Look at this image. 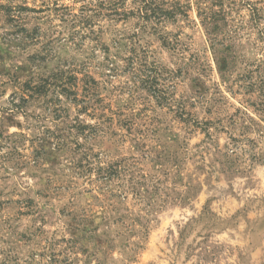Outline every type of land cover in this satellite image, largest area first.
I'll return each mask as SVG.
<instances>
[{
	"label": "rangeland",
	"instance_id": "1",
	"mask_svg": "<svg viewBox=\"0 0 264 264\" xmlns=\"http://www.w3.org/2000/svg\"><path fill=\"white\" fill-rule=\"evenodd\" d=\"M259 69L264 0H0V264H264Z\"/></svg>",
	"mask_w": 264,
	"mask_h": 264
},
{
	"label": "trees",
	"instance_id": "2",
	"mask_svg": "<svg viewBox=\"0 0 264 264\" xmlns=\"http://www.w3.org/2000/svg\"><path fill=\"white\" fill-rule=\"evenodd\" d=\"M179 11L174 8L173 10H162L160 11L158 17H154L156 20H171V19H175L179 13ZM148 18L145 16V19ZM263 72L262 75L264 76V70L261 71V69L254 71V73H260ZM61 95L67 97V98H71L70 95L74 94V93H70L71 91H69L68 88L66 87H62L61 86ZM32 90V94L34 95H39L40 94V90H41V86H36L34 88L31 89ZM246 92L248 94H255L257 93V97H258V101L252 102L249 101V105L251 107H253L255 109V111L260 114L261 116L264 117V77L259 78V84L258 87L255 88V85L252 83H247L246 84ZM31 92V91H30ZM109 177H112L111 175H109Z\"/></svg>",
	"mask_w": 264,
	"mask_h": 264
}]
</instances>
